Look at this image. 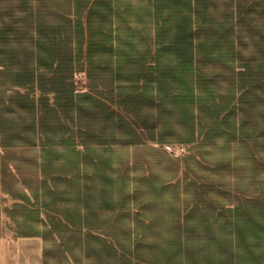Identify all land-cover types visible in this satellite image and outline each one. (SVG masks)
<instances>
[{"label":"rangeland","instance_id":"1","mask_svg":"<svg viewBox=\"0 0 264 264\" xmlns=\"http://www.w3.org/2000/svg\"><path fill=\"white\" fill-rule=\"evenodd\" d=\"M191 1L199 13L193 48L195 65L205 75V102L182 107L166 98L158 108L142 103L143 90L126 97L125 103H113L117 90L88 88L87 78L79 73L71 78L76 86L72 92L80 97L68 103L67 74L30 70L34 66L26 56L27 35L37 2L0 0V171L44 180L50 186L52 209L59 213L52 216L53 223L60 218L73 222L78 187L84 191V184L99 180L91 162L111 164L110 182L119 184L123 160L130 161L132 182L152 175L164 181L202 176L219 180L221 192L242 197L244 214L250 212L253 225L255 218L260 226L264 222V0ZM39 2L46 19L57 21L61 0ZM226 20L235 25L232 47L215 43L213 28ZM202 52L206 60L199 59ZM105 76L93 74L98 84L109 86L100 81ZM46 84L49 89L36 88ZM39 102L55 110L42 111ZM184 112L192 122L195 118L194 144L187 142L180 119ZM165 144L182 145L184 153L175 157ZM39 188L42 195L41 184ZM54 235L60 239L52 243L57 264H72L63 261V253L72 260L78 257L75 233Z\"/></svg>","mask_w":264,"mask_h":264},{"label":"crops","instance_id":"2","mask_svg":"<svg viewBox=\"0 0 264 264\" xmlns=\"http://www.w3.org/2000/svg\"><path fill=\"white\" fill-rule=\"evenodd\" d=\"M35 1L38 6L30 12L26 46L34 66L31 72L67 74L64 87L70 89L76 87L71 78L76 73L84 74L92 89H128L136 83L138 90H148L142 103L158 107L162 63L153 55L154 15L147 18L146 0L135 4L132 0H61L58 20L51 22ZM134 5L138 23L132 22ZM132 25L137 33L129 31ZM148 46L151 57L146 58ZM192 56L191 66L175 71L182 72L187 88H192L190 104L201 105L196 95L203 96L205 75L195 65L194 48ZM93 74H105L100 81L110 85L98 84ZM168 83L172 88L182 86L173 79ZM114 92L118 100L113 103H125L126 97ZM190 121L187 142L194 144L191 117ZM122 162V195L116 193V182H110L107 170L113 166L91 162L99 180L84 184V191L78 187L73 222L61 218L52 222L59 213L52 209L50 186L44 180L9 177L0 171V264H57L52 243L60 241L54 234L63 231L76 235L78 257L73 261L63 253V261L72 264H264L259 220L255 218L253 225L250 212L244 214L239 194L221 192L216 186L219 180L205 176L164 181L152 175L132 182L130 161Z\"/></svg>","mask_w":264,"mask_h":264},{"label":"trees","instance_id":"3","mask_svg":"<svg viewBox=\"0 0 264 264\" xmlns=\"http://www.w3.org/2000/svg\"><path fill=\"white\" fill-rule=\"evenodd\" d=\"M148 2L146 7V16L147 18L151 17L153 12L154 15V32H155V41H154V56L158 63H162V67L158 72V80L163 84L159 87L158 94V108H163L164 99L170 98L172 100L177 101L182 107L188 106L190 102H192L193 94L192 88H187L188 83L185 75L182 73L188 66H191L193 63L192 49H193V41L195 36L199 34L198 25H199V13L194 12L193 2L191 0H146ZM129 9V8H128ZM132 13L134 14L133 21L134 23H138L139 15L138 9L136 7H131ZM196 14V16H195ZM195 18H197L195 20ZM142 19V18H141ZM197 22V24H196ZM241 24L238 23V26ZM213 34L216 35L215 43L232 47L233 40L231 38V33L233 34L235 25L226 20L224 22H220V24L216 25V28H213ZM130 32H138V28L135 25L130 26ZM225 37L224 41L221 43L220 40ZM150 44V43H149ZM151 47L148 46L146 52V58L151 57L150 55ZM200 58L206 60L207 55L202 52L199 54ZM162 59V60H160ZM137 60V58L135 59ZM195 56V61H196ZM160 61V62H159ZM199 61V60H198ZM175 68H179L180 71L176 73ZM134 77L138 79V75L135 74ZM148 75H146L147 79ZM173 80L181 81L182 86L179 88H172L168 84V82ZM37 81V79H36ZM19 84V83H18ZM20 83L19 85H22ZM38 90L41 92L42 89H49L48 85L45 86L38 85ZM67 92H64L68 97V103L76 102V98L80 97V95H75L72 92V89L64 87ZM52 90V89H51ZM64 90V91H65ZM147 92L148 90H144ZM51 92V91H50ZM138 92V87L136 83L132 84V87L128 89H120L117 90V93L120 96L128 97L130 95H134ZM58 97L59 92L52 91ZM63 94V93H62ZM234 95L232 96V99ZM196 100L205 102L204 96L196 95ZM42 105V111H54L55 106H46L44 103L39 102ZM40 110V111H41ZM181 122L183 123V127L188 131V125L190 122L189 112L182 113L180 117ZM124 184H115L114 188L116 193L122 195ZM134 191H138L136 189H132ZM264 222H261V227H264Z\"/></svg>","mask_w":264,"mask_h":264},{"label":"built area","instance_id":"4","mask_svg":"<svg viewBox=\"0 0 264 264\" xmlns=\"http://www.w3.org/2000/svg\"><path fill=\"white\" fill-rule=\"evenodd\" d=\"M163 147L167 150V152L173 154L175 157H178L184 153V148L182 145L165 144Z\"/></svg>","mask_w":264,"mask_h":264}]
</instances>
